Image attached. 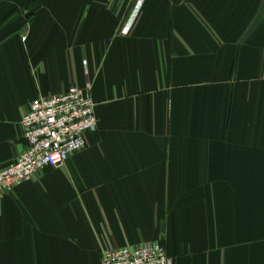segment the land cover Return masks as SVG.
I'll return each mask as SVG.
<instances>
[{
  "label": "crops",
  "instance_id": "obj_1",
  "mask_svg": "<svg viewBox=\"0 0 264 264\" xmlns=\"http://www.w3.org/2000/svg\"><path fill=\"white\" fill-rule=\"evenodd\" d=\"M138 1L0 0V169L35 98L90 82L98 118L4 195L0 264H264V0Z\"/></svg>",
  "mask_w": 264,
  "mask_h": 264
},
{
  "label": "built area",
  "instance_id": "obj_2",
  "mask_svg": "<svg viewBox=\"0 0 264 264\" xmlns=\"http://www.w3.org/2000/svg\"><path fill=\"white\" fill-rule=\"evenodd\" d=\"M142 1L139 0L138 3ZM136 14V11H135ZM129 21L122 33H129ZM90 82L67 91L35 98L21 124L27 146L14 162L0 169V203L4 195L48 167L61 168L74 153L86 148V135L96 131L98 118ZM100 264H172L160 242L107 248Z\"/></svg>",
  "mask_w": 264,
  "mask_h": 264
}]
</instances>
